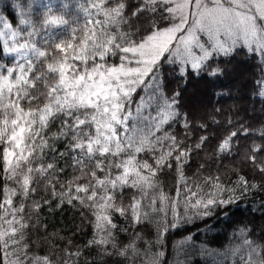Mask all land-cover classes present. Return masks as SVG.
Masks as SVG:
<instances>
[{"label": "snow or ice", "instance_id": "obj_1", "mask_svg": "<svg viewBox=\"0 0 264 264\" xmlns=\"http://www.w3.org/2000/svg\"><path fill=\"white\" fill-rule=\"evenodd\" d=\"M5 7L0 264H81L88 249L122 264H165L166 236L193 219L257 193L264 209V124L217 106L228 90H213L216 104L188 95L194 81L223 79L243 51L261 69L252 95L264 98V0ZM54 202L87 209L84 245L47 232L42 213ZM194 235L174 244L175 264ZM234 235L224 254L207 252L213 264H264V238L247 225Z\"/></svg>", "mask_w": 264, "mask_h": 264}, {"label": "trees", "instance_id": "obj_2", "mask_svg": "<svg viewBox=\"0 0 264 264\" xmlns=\"http://www.w3.org/2000/svg\"><path fill=\"white\" fill-rule=\"evenodd\" d=\"M10 0H0V11L6 14L10 13V9L5 4ZM5 62H10L11 57H2ZM232 70L227 73L223 79L218 80L215 84L206 81H194L189 88V98L195 92L199 96L198 100H204L210 104H216L217 98L213 97V90L225 89L229 91V96L219 98L217 106L228 113L238 110L240 117L246 118L247 122L259 127L264 124V98L253 96L255 90L253 81L261 72L260 67L254 60L246 59L245 54L241 51L232 61ZM55 127L52 131H56ZM162 182L166 185V190L172 187L170 177H162ZM260 194L249 196L238 203L232 204L227 208H216L214 216L208 220L193 219L188 225L181 229L171 232L166 236L165 248V264H175L174 244L183 238L196 233L193 236L194 243L184 246L183 251L179 255V260L183 264H213V258L207 255L209 250L224 254L234 243L235 233L238 228L247 225L253 230L255 238H264V209L260 208ZM54 211L48 212L45 207L42 213V220L47 225L49 234H58L64 240L71 238L76 244L84 245L91 237V228L87 223V209L64 205L56 209L53 203ZM226 214V218H225ZM122 222V221H118ZM211 224V231H207L206 224ZM81 230H77V229ZM145 234L153 230L152 226L145 225L140 229ZM43 235V230H41ZM33 240L37 237L33 234ZM121 239L127 242L128 237L121 234ZM62 244L63 241H60ZM89 264H122V260L116 256L99 257L93 249L85 251L81 258V264L84 261ZM224 264H230L229 260H225Z\"/></svg>", "mask_w": 264, "mask_h": 264}, {"label": "rangeland", "instance_id": "obj_3", "mask_svg": "<svg viewBox=\"0 0 264 264\" xmlns=\"http://www.w3.org/2000/svg\"><path fill=\"white\" fill-rule=\"evenodd\" d=\"M191 98L198 100L199 96L197 94H195V92H194V93H192Z\"/></svg>", "mask_w": 264, "mask_h": 264}]
</instances>
